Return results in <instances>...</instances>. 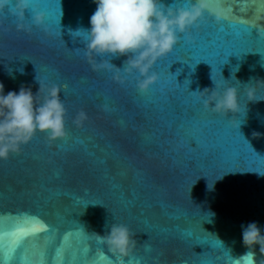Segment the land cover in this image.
Returning a JSON list of instances; mask_svg holds the SVG:
<instances>
[{
	"label": "water",
	"instance_id": "water-1",
	"mask_svg": "<svg viewBox=\"0 0 264 264\" xmlns=\"http://www.w3.org/2000/svg\"><path fill=\"white\" fill-rule=\"evenodd\" d=\"M17 2L0 7V83L5 94L23 86L35 95L38 81L60 86L67 136L51 142L37 133L0 161V232L30 217L49 228L9 247L8 264H264V248L247 249L241 230L253 221L264 228V101L249 102L247 86L231 80L238 66L236 79L253 81L255 98L264 100V0H208L221 21L205 13L186 42L178 38L153 66L160 79L146 94L135 76L120 85L95 71L83 39L71 33L90 27L93 0H35L47 31L19 27L30 21L29 9L23 19L16 14ZM161 6L175 11L189 0ZM240 21L250 31L237 37L228 25ZM233 49L240 56L217 68L216 58ZM192 58L211 62L193 71ZM125 59L111 63L122 69ZM211 76L237 86L239 113H197L199 105L181 101L187 87L179 84L212 90ZM113 223L127 226L136 241L126 257L90 235L103 236Z\"/></svg>",
	"mask_w": 264,
	"mask_h": 264
},
{
	"label": "clouds",
	"instance_id": "clouds-1",
	"mask_svg": "<svg viewBox=\"0 0 264 264\" xmlns=\"http://www.w3.org/2000/svg\"><path fill=\"white\" fill-rule=\"evenodd\" d=\"M6 2L7 0H0V7ZM93 2L96 9L90 17V27L77 29L71 33L83 39L84 55L92 63L95 71L111 73L112 79L120 85L127 84L129 82L127 78L135 76V87L141 94L148 93L159 82V76L152 71L153 66L160 58L173 52L179 34L187 33L199 25L205 13L212 15L217 23L221 21L220 14L210 10L208 0H189V7L175 11L163 8L161 0H93ZM34 3L35 0H18L16 14L21 19L24 18L25 10L30 7L33 9L30 23L19 27L25 31H30L32 27L47 31L46 17L33 7ZM97 57L108 59L97 62ZM120 57H127L122 69L111 63L112 58ZM19 71L23 74L22 68ZM238 71V66L233 69L231 80L235 79L241 88L247 86L249 102L264 101L255 98L256 85L253 81L242 84L236 79ZM8 73L12 75V70ZM211 79L215 85L214 89L198 90L201 94L199 99L204 107L218 115L229 116L239 113L237 86H224L215 82L212 76ZM38 83L40 88L35 95L31 88L23 86L18 92L9 91L5 94L4 86L0 83V161L18 153L37 133L46 135L51 142L67 136L65 126L67 112L61 99L60 86L42 85L39 81ZM42 90L45 91V95L40 100ZM82 119L83 113L75 122L79 124ZM211 215L214 216V213ZM107 228L103 236L94 232L90 235H94L96 243L106 245L113 254L119 257L128 256L136 243L129 228L115 223L108 225ZM241 230L243 244L247 249L255 248L257 245L264 248V228L257 222L242 224Z\"/></svg>",
	"mask_w": 264,
	"mask_h": 264
},
{
	"label": "snow or ice",
	"instance_id": "snow-or-ice-1",
	"mask_svg": "<svg viewBox=\"0 0 264 264\" xmlns=\"http://www.w3.org/2000/svg\"><path fill=\"white\" fill-rule=\"evenodd\" d=\"M32 17V8H29L28 12V18L29 21H31ZM200 27V25H197L192 28L194 31L195 28ZM233 30V35L237 37H242L244 34L248 33L250 29L247 27V25L244 23V21H240L238 23H230L228 25ZM221 32H224L225 29L221 28ZM255 35V33H253ZM178 38L182 42H186L188 40V36L186 33L184 34H179ZM242 52L237 53L235 49L232 51L228 52L226 55L221 53L217 58H216V67L219 68L220 65H223L228 62V57L232 55L240 56ZM205 62V63H210L211 61L205 60V59H191L190 65H188L193 71L195 70L196 65H198L200 62ZM132 79V78H127ZM177 83V81H176ZM179 84V83H178ZM181 89H184L187 87V92L184 93L183 95L180 96L181 101L184 102L185 106H192L196 107V105H199L198 108H196L197 113H204V112H212L211 109H206L204 107L203 102L199 99L198 96H194L193 94H197V92H190L188 90V85L186 84V81H184L183 86L179 84ZM67 86H65L66 89ZM155 86H153L154 88ZM61 99L64 100L66 99V96L64 92H61ZM195 101V103L193 102ZM236 134L239 135L238 131H235ZM49 228L48 226L41 221L38 217H30L26 219L22 224H16L14 227L7 232H0V264H8V261L12 258L11 255L9 254L8 248L11 247L13 250L19 249L23 246V243L25 240L29 239L30 237H36L40 232H48ZM6 237H11V244L6 245L5 244V238ZM102 245V244H99ZM85 252H87V249H84ZM147 251H151V249H147ZM225 251H227L225 249ZM121 264H126V261H121Z\"/></svg>",
	"mask_w": 264,
	"mask_h": 264
}]
</instances>
